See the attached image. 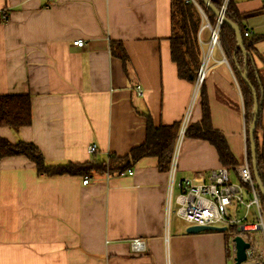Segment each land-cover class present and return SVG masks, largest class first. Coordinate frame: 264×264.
Listing matches in <instances>:
<instances>
[{
    "label": "crops",
    "instance_id": "obj_1",
    "mask_svg": "<svg viewBox=\"0 0 264 264\" xmlns=\"http://www.w3.org/2000/svg\"><path fill=\"white\" fill-rule=\"evenodd\" d=\"M236 7L249 36H259L264 155L263 0ZM170 9V0H0V94L27 93L31 109L29 126H0V138L34 143L50 164L89 162L143 143L145 113L155 126L180 122L195 81L180 78L171 61ZM76 38L83 46L72 44ZM110 42L121 43L128 72ZM208 60L210 124L239 163L247 150L241 90L221 47ZM197 100L189 124L200 121ZM177 150L171 184L155 156L136 161L131 174L46 177L23 155L0 157V264H233L224 231L188 233L189 224L170 220L180 219V178L200 181L222 166L209 141L184 135ZM137 238L144 249L134 252Z\"/></svg>",
    "mask_w": 264,
    "mask_h": 264
},
{
    "label": "trees",
    "instance_id": "obj_2",
    "mask_svg": "<svg viewBox=\"0 0 264 264\" xmlns=\"http://www.w3.org/2000/svg\"><path fill=\"white\" fill-rule=\"evenodd\" d=\"M171 1V35L169 37L170 58L176 64L177 75L194 82L197 71L201 65V45L198 40L199 33V10L207 16L208 22L213 26L217 20L210 9L202 0H170ZM197 3H195V2ZM239 0H210V3L218 11L223 9L225 17L238 26L242 37L244 51L240 50L236 42V36L227 24L220 23L218 28V42L233 74L237 77L243 103V118L245 129L252 122L255 94L258 103L257 121L254 130V143L256 147L257 176L264 188V155L263 147L258 140L257 129L261 122V78L256 68L253 54L255 53L254 42L259 36L244 35L248 30L243 24V15L239 13L236 3ZM110 51L123 62L124 71L128 72L127 57L120 42H110ZM246 74V80L242 75ZM204 81V79H203ZM203 81L198 87L197 101L201 108L200 121L189 124L184 132L185 136L209 141L218 154L219 163L229 168L237 163L227 146L224 135L212 128L209 119V106L203 89ZM146 121V139L143 143L131 148L125 155L116 156L108 154L105 159H97L94 155L89 162H61L50 164L45 162L43 154L34 143L17 141L15 144L0 138V157L23 155L34 164L38 176H91L93 174H120L131 168L136 161L143 157L155 156L159 170L169 168V162L173 153V146L177 139L180 122L164 126H155L148 113L143 115ZM31 121L30 95L27 93L0 94V126L12 129L29 126ZM246 147L248 162H251L248 133L246 135ZM262 206L264 199L262 197ZM225 235L233 236V233L224 232Z\"/></svg>",
    "mask_w": 264,
    "mask_h": 264
},
{
    "label": "built area",
    "instance_id": "obj_3",
    "mask_svg": "<svg viewBox=\"0 0 264 264\" xmlns=\"http://www.w3.org/2000/svg\"><path fill=\"white\" fill-rule=\"evenodd\" d=\"M57 0H46L47 5L55 3ZM193 1V0H192ZM195 2V1H194ZM196 3V2H195ZM197 4V3H196ZM264 7V0H263ZM224 9V6H223ZM223 9H221L223 11ZM202 12V11H201ZM4 17V16H3ZM205 26L211 31L208 40V48L202 55V62L197 71V77L193 86V93L190 100V107L180 119V125L177 132V139L173 147V153L169 162L168 174L170 184L176 169V159L178 153V145L184 137V132L189 125L190 109L198 94V87L205 78L208 59L215 46L220 49L218 42V28L221 21L216 20L211 26L205 16ZM213 27V28H212ZM203 28V27H202ZM198 40L200 43V32ZM246 31L244 35H249ZM72 44L81 47L84 41L81 38L72 40ZM224 60V59H223ZM96 144L91 143L87 147V152L94 153ZM229 171L237 177L238 182H233L229 178ZM132 173L131 169L126 171ZM83 184H88V178L82 179ZM169 184V185H170ZM178 192L175 197L176 214L185 223L190 226H215L222 227L225 230L231 229L235 231V235L242 237L248 243L246 251L245 263H256L257 261L264 264V207L262 206V195L259 191L255 177L252 174L250 162H248L247 150L244 151L242 159L234 167L218 166L210 169L200 181H193L189 178H180L177 184ZM166 206L170 202V190L168 191ZM257 235V236H256ZM231 235V252H234V241ZM131 249L134 252L144 249V242L140 239L131 241Z\"/></svg>",
    "mask_w": 264,
    "mask_h": 264
},
{
    "label": "water",
    "instance_id": "obj_4",
    "mask_svg": "<svg viewBox=\"0 0 264 264\" xmlns=\"http://www.w3.org/2000/svg\"><path fill=\"white\" fill-rule=\"evenodd\" d=\"M202 1L206 4L208 9L211 10L213 15H215L218 20H220L221 22H224L231 29H233L235 36H236V42L239 45L240 50L243 52L244 49H243V44H242V37L240 34V29H238V26L236 25V23L234 24L233 22L228 20L225 17L222 10L218 11L217 9H215V7L210 3V0H202ZM242 79L246 80V74L245 73L242 75ZM253 103H254V110H253V116H252L253 119H252V122L247 129L248 139H249V147H250V156H251V162H252L251 168H252L253 177H255L259 191L261 192V195L264 199V188L262 187L260 179L257 176V170H256L257 162H255V160H256V147H255V143H254V130H255L256 121H257V114H258V103H257V99H256L255 94L253 96ZM204 230L225 231V229L222 227H215V226L208 227V226L196 225V226H189L186 229V232L196 233L198 231H204ZM233 241H234V252H235V255L232 258L233 264H261L258 261L256 263H245L244 262V260H246L245 249L248 248V246H249L248 243L246 241H244L243 238L239 237L238 235L233 236Z\"/></svg>",
    "mask_w": 264,
    "mask_h": 264
},
{
    "label": "rangeland",
    "instance_id": "obj_5",
    "mask_svg": "<svg viewBox=\"0 0 264 264\" xmlns=\"http://www.w3.org/2000/svg\"><path fill=\"white\" fill-rule=\"evenodd\" d=\"M199 15H200V18H199V29L203 27L201 29L202 31L200 32V40L202 42V45L205 46L204 48L207 49L208 48L207 43H208V40L210 39L211 31L209 30L208 26L204 27V24L206 22V18H205L206 15H204L203 12H201V10H199ZM217 48L218 47L215 46L213 51H215ZM206 49H205V52H206ZM229 178H231V180L233 182H238L237 177H235V175L232 173V171H229ZM170 220H171V222H176L179 225L186 224L182 219L180 220V219H178L177 217H174V216H172L170 218ZM224 232L233 233V230L226 229ZM228 237H229V242H230L231 237L230 236H228ZM229 264H232L231 260L229 261Z\"/></svg>",
    "mask_w": 264,
    "mask_h": 264
}]
</instances>
